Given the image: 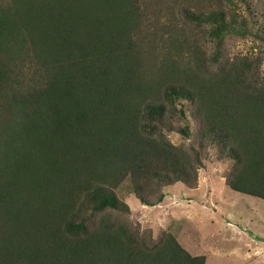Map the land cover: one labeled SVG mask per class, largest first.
<instances>
[{
	"label": "trees",
	"instance_id": "1",
	"mask_svg": "<svg viewBox=\"0 0 264 264\" xmlns=\"http://www.w3.org/2000/svg\"><path fill=\"white\" fill-rule=\"evenodd\" d=\"M240 1L0 0V264H206L115 189L197 188L213 145L264 198V10ZM249 34L258 51L227 52Z\"/></svg>",
	"mask_w": 264,
	"mask_h": 264
},
{
	"label": "rangeland",
	"instance_id": "2",
	"mask_svg": "<svg viewBox=\"0 0 264 264\" xmlns=\"http://www.w3.org/2000/svg\"><path fill=\"white\" fill-rule=\"evenodd\" d=\"M251 3V5H249ZM242 15L261 19L264 3L241 0L234 6ZM168 11L163 10V20ZM225 49L231 55L258 51L260 40L253 34L230 35ZM176 143L195 142L172 132ZM231 161L220 158L216 146H208L204 165L199 169V185L189 188L182 182L165 188L160 203L143 204L132 192L131 180L125 179L115 190L132 211L126 215L142 228L151 227L155 235L173 232L194 254H205L206 264H264V198L231 188L226 174Z\"/></svg>",
	"mask_w": 264,
	"mask_h": 264
}]
</instances>
